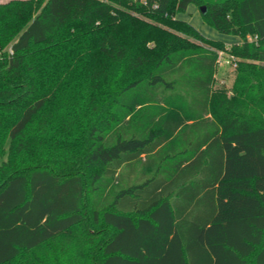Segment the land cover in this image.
Listing matches in <instances>:
<instances>
[{"label": "trees", "instance_id": "obj_1", "mask_svg": "<svg viewBox=\"0 0 264 264\" xmlns=\"http://www.w3.org/2000/svg\"><path fill=\"white\" fill-rule=\"evenodd\" d=\"M0 264H264V0L1 3Z\"/></svg>", "mask_w": 264, "mask_h": 264}, {"label": "rangeland", "instance_id": "obj_2", "mask_svg": "<svg viewBox=\"0 0 264 264\" xmlns=\"http://www.w3.org/2000/svg\"><path fill=\"white\" fill-rule=\"evenodd\" d=\"M9 0H0L1 3H5ZM187 8V10L184 13H179L177 15V18H182L184 20H187L190 23H193V25L201 31L205 36L212 38V39H220L225 42H234L238 41L241 38L237 35H230L221 33L220 31L216 30L214 27L210 26L208 23H206L203 19V15L201 12V9L198 5L191 3ZM196 42L199 44H202L204 46H210L206 42L196 39ZM233 43L226 44L228 47L231 46ZM220 56V62L217 66V74H216V85L218 88L226 87L231 88L234 84V80L236 77V60L233 56L229 55L228 53L223 52L222 50L219 51Z\"/></svg>", "mask_w": 264, "mask_h": 264}, {"label": "water", "instance_id": "obj_3", "mask_svg": "<svg viewBox=\"0 0 264 264\" xmlns=\"http://www.w3.org/2000/svg\"><path fill=\"white\" fill-rule=\"evenodd\" d=\"M201 10H202L203 12H205V10H206V6H205V5H202V6H201Z\"/></svg>", "mask_w": 264, "mask_h": 264}, {"label": "crops", "instance_id": "obj_4", "mask_svg": "<svg viewBox=\"0 0 264 264\" xmlns=\"http://www.w3.org/2000/svg\"><path fill=\"white\" fill-rule=\"evenodd\" d=\"M220 40V39H219ZM223 41V40H222ZM225 42V41H224ZM236 42H240V39L238 41H234V42H230V43H236ZM226 44H230L228 42H225Z\"/></svg>", "mask_w": 264, "mask_h": 264}, {"label": "built area", "instance_id": "obj_5", "mask_svg": "<svg viewBox=\"0 0 264 264\" xmlns=\"http://www.w3.org/2000/svg\"><path fill=\"white\" fill-rule=\"evenodd\" d=\"M220 62V58H219V60H218V63Z\"/></svg>", "mask_w": 264, "mask_h": 264}]
</instances>
